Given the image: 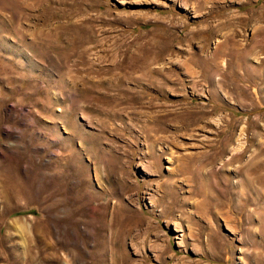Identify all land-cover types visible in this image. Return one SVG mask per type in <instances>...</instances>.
<instances>
[{
	"label": "rangeland",
	"instance_id": "1",
	"mask_svg": "<svg viewBox=\"0 0 264 264\" xmlns=\"http://www.w3.org/2000/svg\"><path fill=\"white\" fill-rule=\"evenodd\" d=\"M0 264H264V0H0Z\"/></svg>",
	"mask_w": 264,
	"mask_h": 264
}]
</instances>
